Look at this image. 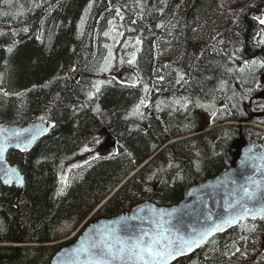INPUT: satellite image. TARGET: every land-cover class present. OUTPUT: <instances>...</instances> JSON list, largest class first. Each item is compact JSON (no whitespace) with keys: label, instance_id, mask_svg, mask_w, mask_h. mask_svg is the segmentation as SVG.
<instances>
[{"label":"trees","instance_id":"1","mask_svg":"<svg viewBox=\"0 0 264 264\" xmlns=\"http://www.w3.org/2000/svg\"><path fill=\"white\" fill-rule=\"evenodd\" d=\"M89 2L0 0V92L9 93L0 95V123L23 126L44 117L55 125L30 151L7 155L25 184L19 189L0 182V264H50L106 199L92 219L116 216L146 200L159 206L177 204L191 184L227 168L226 152L245 132L264 146V131L248 124H264V115L254 117L264 114V101L253 99L264 91V69L255 77H230L224 70L243 60L264 59V46L253 39L259 26L252 19L264 14V0H167L166 7L160 0H144L143 20L136 0H92L86 14ZM116 7L124 21L116 17ZM159 8L164 9L162 15ZM237 17L239 23L234 24ZM133 19L136 24L130 23ZM108 20L124 33L116 42L102 34L109 29ZM138 35L141 51L137 63L130 65L125 57L134 49L125 45ZM14 41L9 54L6 49ZM105 45L114 59L109 71L101 72L108 55ZM234 47L243 49L235 65L226 55ZM122 67L137 72L136 86L119 81ZM177 72L184 74L179 84ZM222 79L228 80V90L215 91ZM254 79L261 81L258 90ZM99 80L112 83L89 100L86 94ZM144 85L150 91L140 117L132 112L145 97ZM233 91L236 96L230 99ZM184 97L211 108L209 122L203 123L198 112L204 107L189 103L184 109L172 103ZM105 128L116 149H102L100 159H83L90 152L82 151L84 146L100 144ZM76 164L81 167L73 168ZM61 175L67 176V187ZM61 189L63 195H58ZM246 223H255L256 231L232 228L173 264H264V221ZM242 235L251 239L242 241ZM234 243L247 251V258L232 255Z\"/></svg>","mask_w":264,"mask_h":264},{"label":"snow or ice","instance_id":"2","mask_svg":"<svg viewBox=\"0 0 264 264\" xmlns=\"http://www.w3.org/2000/svg\"><path fill=\"white\" fill-rule=\"evenodd\" d=\"M9 0H5V3H8ZM160 3L167 6V0H160ZM136 4L139 7V13H137L140 20L144 19L145 13V4L144 0H136ZM39 7V5H36ZM93 2L90 0L85 13L92 8ZM223 7V5H221ZM158 11L160 14H163L164 9L159 8ZM242 11V10H241ZM115 15L119 17L120 21H124L125 17L122 15L121 8H115ZM252 19L259 26V30L255 32L253 39L256 41L258 46H264V15H257L252 17ZM84 19H81V28L84 24ZM109 29L104 31L102 34L104 37L111 38L114 42L117 41L118 37H123L124 33L118 30V26L115 24L114 20H108ZM131 24H136L137 20L133 19L130 21ZM234 24L239 23V18L233 20ZM163 24H156L157 28H162ZM123 27V24L119 25ZM24 32H27L28 29L24 28ZM127 31L132 32L135 29L128 28ZM12 35H16L15 32ZM238 35V34H237ZM36 39L40 40L41 36H37ZM15 41L13 46H10L6 49L7 53L11 54L14 51ZM143 40L141 36H136L133 44L126 43V47H131L134 50L130 53V58L127 63L132 65L137 63V53L141 51L140 45H142ZM221 45L224 44L223 40H220ZM105 48L108 49V55L103 57V64L100 65L99 70L101 72L109 71L111 67V62L114 59L111 48L108 45H105ZM223 50V49H221ZM242 48L234 47L228 55V63L235 65V61L240 59L239 53L242 52ZM124 61L121 60V63ZM164 67H169L165 65ZM259 69H264V59H251L243 60V63L239 66L228 67L225 66V73L230 77L239 73L241 75L250 74L255 77V73ZM136 79H140L139 76ZM164 80V76L159 77V82ZM184 81V74L177 72L176 83L179 84ZM2 82V79H0ZM246 83L247 81H243ZM112 81L108 80H99L92 84L90 91L87 92V98L89 100L94 99L97 94H100L102 91V86L106 84H111ZM253 83L255 88L258 90L261 88V81L254 79ZM229 88L228 80L222 79L220 85L215 91L226 92ZM145 97L141 98L139 103L133 108V115L143 116L141 108L147 107V94L150 89L147 85H144L143 89ZM253 89H247V93H251ZM0 95L8 96L7 92H0ZM236 96L235 91H233L232 97ZM244 97H241L243 99ZM173 104H178L180 107L187 109L189 103H195L196 106L205 107L199 103V101H191L190 98L184 97L181 100H173ZM236 107L235 104L232 105ZM159 108V104L157 105ZM41 121H44V117H40ZM51 127H55L54 124ZM41 133L46 131L45 128L40 129ZM15 136H19V133H14ZM37 139V136L34 134L31 136V139L27 141L28 144H31L34 140ZM20 147L21 151L27 150V145L21 146L20 144L16 145ZM6 150V144L0 143V164L3 163V154ZM82 151L89 152L92 149L85 145ZM93 159H100L98 155L93 156ZM87 163V161H86ZM73 168H79L81 165L76 164L72 166ZM198 167V165H197ZM70 168L68 171H71ZM9 172L16 174V182L23 183L22 178L17 173L16 169L5 170V175H9ZM11 179V176H9ZM61 184L64 187L68 185V178L65 175L60 177ZM7 182V181H6ZM234 200L230 203L227 211V215L219 217V222H213L211 227H208L202 231L196 232L191 236H184L179 233V230L173 232V228L166 226L164 221V216L166 215L161 211L156 214L159 216V219L149 217L148 223L154 225V227H139L138 229H131L129 224L130 220H136L138 217H121L120 220L115 221V227L102 230L100 232L99 238L91 241L89 244H81V247L76 249V257L78 264H170L171 261H174L178 256L184 255L188 252H191L194 247H199L201 244L205 243L209 237L213 236L215 233L225 230V226H237L242 232L254 233L256 231V224L253 223L249 225L246 223L250 217L252 221L257 219L264 221V184L260 181L255 180L252 176L245 178V183H242L238 188L233 189ZM58 195H63V189L58 193ZM251 205V206H250ZM141 219V224H143ZM170 223V222H168ZM123 233V235H121ZM250 236L242 235L240 240L249 241ZM235 247V243L233 245ZM240 253L244 258L248 257L246 250L242 251L240 247H235V252L232 255ZM83 256L82 261L79 260V257Z\"/></svg>","mask_w":264,"mask_h":264},{"label":"water","instance_id":"3","mask_svg":"<svg viewBox=\"0 0 264 264\" xmlns=\"http://www.w3.org/2000/svg\"><path fill=\"white\" fill-rule=\"evenodd\" d=\"M136 72L128 67L122 68L117 78L122 83L136 85L139 79ZM257 99H264V92L256 96ZM51 123L45 121H32L24 126L9 125L0 123V143L6 144V150L3 154V163L0 164V182L4 186H15L23 189L25 180L20 170L9 163L7 155L10 151H21V146L27 145V150L30 151L41 139L46 137L52 130ZM45 128L46 131L41 133L40 129ZM14 133H19L15 136ZM107 131L103 129V134ZM36 135L37 139L31 144L27 141L32 135ZM115 139L108 136L103 144L105 149L114 147ZM227 168L212 178L200 180L191 184L184 192L183 199L172 206H158L152 201L146 200L134 205L129 210H126L113 217H98L85 225L77 238L72 242L63 245L53 255L50 264H78L75 250L81 247V244H89L91 241L98 239L102 230L115 227V221L121 217L136 216L138 219L130 220L131 229L139 227H154L148 223V218L153 217L159 219L156 215L163 211L166 215L164 221L166 226L173 228V232L179 230V233L184 236H191L196 232L202 231L212 226V223L219 222V217L227 215L230 203L234 200L233 189L238 188L242 183H245V178L252 176L255 180L264 184V147L263 145L252 138L250 132L241 134L232 142L229 150L225 155ZM16 169L23 183L16 182V174L9 172L5 175V170ZM11 176V179H9ZM7 181V182H6ZM251 206V205H250ZM141 219L144 221L141 224ZM248 220H251L249 217ZM170 222V223H168ZM236 226H225V230L215 233L199 247H194L191 252L178 256L170 264L175 263L183 257H188L198 251L203 245L209 242L212 238ZM123 235V233H121ZM83 256L79 257L82 261Z\"/></svg>","mask_w":264,"mask_h":264},{"label":"rangeland","instance_id":"4","mask_svg":"<svg viewBox=\"0 0 264 264\" xmlns=\"http://www.w3.org/2000/svg\"><path fill=\"white\" fill-rule=\"evenodd\" d=\"M129 58H130V56H126V57H125V60L128 61ZM198 112H199L200 114H202V118H201V119H202L203 123H206V122H208V121L211 119V108L204 107V108L199 109ZM260 127H261V128H264V127H262V126H260ZM100 139H101V138H100ZM105 139H106V136H105ZM101 140H103V139H101ZM103 143H104V140H103ZM97 146H98V147H97ZM99 146H101V145L97 143V144L94 146V148H91L92 151H95V150L99 149ZM95 147H96V149H95ZM101 152H102V150H98V151H96V152H90V153H88L87 155H85V156L83 157V159L91 158V157H93V156H95V155H99ZM146 163H147V162H146ZM144 165H145V163L142 164V165H140L139 167H137L135 171L139 170V169H140L141 167H143ZM99 208H100V207L97 205L96 208H95V210H93V212H91V214L89 215V217H88L87 219H89V218L91 219V218L97 216V213H98V211H99ZM87 219H86V220H87ZM84 222H85V221H84ZM262 249H263V247H262Z\"/></svg>","mask_w":264,"mask_h":264},{"label":"flooded vegetation","instance_id":"5","mask_svg":"<svg viewBox=\"0 0 264 264\" xmlns=\"http://www.w3.org/2000/svg\"><path fill=\"white\" fill-rule=\"evenodd\" d=\"M264 83V80L262 81ZM264 101V100H263ZM263 247V246H262Z\"/></svg>","mask_w":264,"mask_h":264},{"label":"bare ground","instance_id":"6","mask_svg":"<svg viewBox=\"0 0 264 264\" xmlns=\"http://www.w3.org/2000/svg\"><path fill=\"white\" fill-rule=\"evenodd\" d=\"M137 73V72H136ZM106 129V128H105ZM107 130V129H106ZM102 134V133H101ZM102 136V135H101Z\"/></svg>","mask_w":264,"mask_h":264}]
</instances>
